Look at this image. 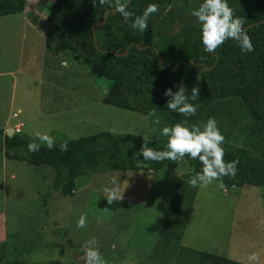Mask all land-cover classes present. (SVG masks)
<instances>
[{"label": "rangeland", "instance_id": "rangeland-1", "mask_svg": "<svg viewBox=\"0 0 264 264\" xmlns=\"http://www.w3.org/2000/svg\"><path fill=\"white\" fill-rule=\"evenodd\" d=\"M53 1L26 0L22 12L0 16L3 133L13 128L30 142L35 131L48 132L56 141L109 131L166 143L160 128L179 122L168 112L143 114L103 103L110 80L89 69L76 53L60 48L55 38L56 47L50 49L36 47L35 40L30 46L23 39V31L30 30L11 18H46ZM201 2L154 0L158 11L149 17L146 41L157 48L181 41L198 28L190 12ZM60 56L67 68L60 65ZM43 67L50 69L48 74L60 72L54 80L60 88L50 87L51 76L44 81L47 70ZM209 117L216 119L225 137L222 145L228 150L264 158V119L253 117L241 98L204 101L200 115L187 126L202 130ZM156 119L159 124H154ZM3 144L0 134V253L7 251L6 235H15V244L23 243L21 257L30 264H82V246L92 238L107 264H148L173 190L171 175L191 169L185 161L154 171L88 172L75 179L71 194H62L50 186L53 170L49 166L6 159ZM113 176L118 177L122 198L109 205L100 189L112 187ZM81 215L85 227L78 228ZM181 242L243 264H249L248 255L255 252L258 259L252 264H264V187L224 189L221 180L198 187ZM28 247L29 251L24 250Z\"/></svg>", "mask_w": 264, "mask_h": 264}, {"label": "trees", "instance_id": "trees-1", "mask_svg": "<svg viewBox=\"0 0 264 264\" xmlns=\"http://www.w3.org/2000/svg\"><path fill=\"white\" fill-rule=\"evenodd\" d=\"M153 1L130 0L128 8L140 15ZM25 2L0 0V16L22 12ZM114 3L115 0H109L103 6H93L92 0H54L46 16L53 25L58 45L76 53L89 69L111 81L101 99L103 103L143 114L164 110L181 121L184 117L167 109L168 97L163 94L165 88L175 92L181 85L186 87V93L198 88V97L193 102L199 105L197 113L188 117V121L200 115L204 101L228 96L241 98L253 117L264 119V22L248 26L264 19V0H228L234 14L244 17L248 26L246 32L253 51L247 54L232 40H226L214 52H205L199 38L200 26L181 41L166 42L157 48L146 41L148 29L143 33L132 29L131 18L125 19L115 12ZM95 22L99 25L92 31ZM0 134L4 136V158L32 166H49L53 170L50 186L62 194H71L75 179L88 172L154 171L188 161L191 169L181 173L174 183L148 264H243L182 244L198 190L187 181L200 170L201 164L187 156L178 162L143 161L139 149L144 140L155 150H163L165 142L143 139L138 134L100 131L59 140L52 150L41 146L39 152L30 153L26 146L29 141L19 131L8 136L0 129ZM60 142H67V151L59 150ZM222 147L225 161L239 159L235 176L221 178L224 189L243 185L264 187V158ZM16 240L15 235H6L7 251L0 253V262L30 264L21 257L23 243L16 245Z\"/></svg>", "mask_w": 264, "mask_h": 264}, {"label": "clouds", "instance_id": "clouds-1", "mask_svg": "<svg viewBox=\"0 0 264 264\" xmlns=\"http://www.w3.org/2000/svg\"><path fill=\"white\" fill-rule=\"evenodd\" d=\"M130 0H115L114 11L121 17L131 18L130 27L138 32H145L148 29L149 17L158 11L155 3L148 4L140 15H135L128 8ZM93 6H101L109 3V0H92ZM190 15L195 17L200 26V42L205 52H214L226 40L234 41L244 54L253 51V45L245 28V18L236 16L234 10L229 6L228 0H202L199 6L191 10ZM61 66L67 68V61H62ZM185 86H179L175 92L171 88H165L164 96L166 107L170 112H175L184 117L183 120L171 125H164L160 128L159 134L166 137L163 150H155L147 146V141L139 149L143 161L158 162L162 160L182 161L188 159L198 160L201 168L192 175L187 183L190 187L198 188L208 186L213 181H219L223 177L235 176L239 159L234 158L225 161V150L222 147L224 135L217 126V121L209 117L203 124L202 130L196 125H188V117L195 116L198 104L193 103L198 97V88L193 87L191 91H185ZM159 119L154 124H159ZM34 139L27 143L28 152H39L41 146L52 150L57 147L56 139L48 132H33ZM61 152L67 151V142L58 144ZM118 177L110 178L112 187H103L100 194L106 198L109 205L113 201H120L122 192L118 184ZM78 228L85 227V216L81 215L77 220ZM82 264H107L102 253L99 251L95 238L88 240L83 246ZM249 264L256 261L258 256L255 252L248 255Z\"/></svg>", "mask_w": 264, "mask_h": 264}, {"label": "crops", "instance_id": "crops-1", "mask_svg": "<svg viewBox=\"0 0 264 264\" xmlns=\"http://www.w3.org/2000/svg\"><path fill=\"white\" fill-rule=\"evenodd\" d=\"M11 19H14L12 21L14 23L17 22L18 24H22L25 27V30L26 29L30 30V31H23V33H22L23 39L26 40L30 46H31V43L33 42V40H35L36 41V47H38V48L44 49L46 46V47H48V49H50V48L56 47V43L54 40V38L56 39L55 34H54V29L46 24V22H49V21H47L46 18H42V17H34L33 18V17H28L26 15L25 16L23 15L20 18L19 17L18 18L12 17ZM15 19H20V20L15 21ZM56 41H57V39H56ZM57 44H58V41H57ZM62 61H66V60L64 59V57L60 56V62H59L60 65H61ZM43 64H45V63H43ZM43 70H47V73L43 77L44 81H45V79L49 78V76H51V80H49V82H47V83H50V87H52V88H56V89L60 88L61 84H57L54 82V80L56 78H58V74L60 72H55L54 70H51L50 74H48V71L50 70L48 67H43ZM54 83H55V85H54ZM181 173H184V172L182 170H178V171H176V173L174 175H171V176H173V178L176 181V179L178 178V176ZM175 181H174V183H175ZM173 186H174V184H173ZM192 209H193V207H192Z\"/></svg>", "mask_w": 264, "mask_h": 264}, {"label": "water", "instance_id": "water-1", "mask_svg": "<svg viewBox=\"0 0 264 264\" xmlns=\"http://www.w3.org/2000/svg\"><path fill=\"white\" fill-rule=\"evenodd\" d=\"M260 22H264V19H263V20L256 21V22H253V23L249 24L248 26H253L254 24H257V23H260ZM97 25H99V23H96V22H95V23L93 24V26H92V31H94V28H95ZM248 26H245V28L247 29ZM93 37H94V41H95V43H96L94 33H93ZM13 132H14V129H13V128H10V129L6 132V135L11 136V135L13 134Z\"/></svg>", "mask_w": 264, "mask_h": 264}]
</instances>
